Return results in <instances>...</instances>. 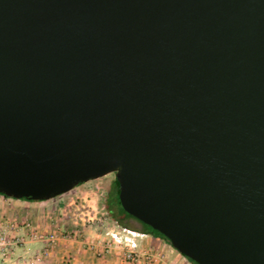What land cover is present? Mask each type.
I'll list each match as a JSON object with an SVG mask.
<instances>
[{
  "label": "water",
  "instance_id": "obj_1",
  "mask_svg": "<svg viewBox=\"0 0 264 264\" xmlns=\"http://www.w3.org/2000/svg\"><path fill=\"white\" fill-rule=\"evenodd\" d=\"M109 174L191 264H264V0H0V196Z\"/></svg>",
  "mask_w": 264,
  "mask_h": 264
},
{
  "label": "rangeland",
  "instance_id": "obj_2",
  "mask_svg": "<svg viewBox=\"0 0 264 264\" xmlns=\"http://www.w3.org/2000/svg\"><path fill=\"white\" fill-rule=\"evenodd\" d=\"M114 193L109 174L45 201L0 197V264H190L161 239L117 225L106 207Z\"/></svg>",
  "mask_w": 264,
  "mask_h": 264
},
{
  "label": "trees",
  "instance_id": "obj_3",
  "mask_svg": "<svg viewBox=\"0 0 264 264\" xmlns=\"http://www.w3.org/2000/svg\"><path fill=\"white\" fill-rule=\"evenodd\" d=\"M4 197V196H3ZM22 201H25L22 199ZM106 207H107V211L109 212L111 218L113 219V221L117 224V225H122L120 223V219L123 216H128L127 214H125V212L120 208L116 195L114 193L113 196L108 197L107 201H106ZM116 211L118 214H120V216L117 217H113V214L111 212ZM146 228V230L139 232L142 235H149L151 237L154 238H159L162 240V237L155 231L151 230L149 227L144 226ZM190 263V262H189ZM191 264V263H190Z\"/></svg>",
  "mask_w": 264,
  "mask_h": 264
},
{
  "label": "flooded vegetation",
  "instance_id": "obj_4",
  "mask_svg": "<svg viewBox=\"0 0 264 264\" xmlns=\"http://www.w3.org/2000/svg\"><path fill=\"white\" fill-rule=\"evenodd\" d=\"M114 185H115V181H114ZM113 214V217H117L120 216V214H118L116 211L111 212ZM120 223L124 226V227H128L131 228L137 232H142L144 230H146V228L144 227V225H142L141 223H139L137 220L129 217V216H123L120 219Z\"/></svg>",
  "mask_w": 264,
  "mask_h": 264
},
{
  "label": "crops",
  "instance_id": "obj_5",
  "mask_svg": "<svg viewBox=\"0 0 264 264\" xmlns=\"http://www.w3.org/2000/svg\"><path fill=\"white\" fill-rule=\"evenodd\" d=\"M1 198H2V196H0ZM6 199H8V198H6ZM154 239H156V238H154ZM101 263H103V264H120V262H116V263H112V262H109V261H101ZM39 264H44V261H42V263H40L39 262Z\"/></svg>",
  "mask_w": 264,
  "mask_h": 264
},
{
  "label": "built area",
  "instance_id": "obj_6",
  "mask_svg": "<svg viewBox=\"0 0 264 264\" xmlns=\"http://www.w3.org/2000/svg\"><path fill=\"white\" fill-rule=\"evenodd\" d=\"M3 240H4V237L3 236H0V241H2L3 242ZM0 245H1V243H0ZM125 258L128 260H132L131 259V256H130V254L128 253L126 256H125Z\"/></svg>",
  "mask_w": 264,
  "mask_h": 264
}]
</instances>
